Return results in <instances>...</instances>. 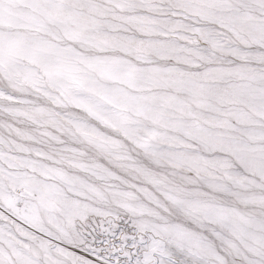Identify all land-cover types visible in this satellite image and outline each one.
<instances>
[{
    "label": "snow or ice",
    "instance_id": "1",
    "mask_svg": "<svg viewBox=\"0 0 264 264\" xmlns=\"http://www.w3.org/2000/svg\"><path fill=\"white\" fill-rule=\"evenodd\" d=\"M0 264H264V0H0Z\"/></svg>",
    "mask_w": 264,
    "mask_h": 264
}]
</instances>
